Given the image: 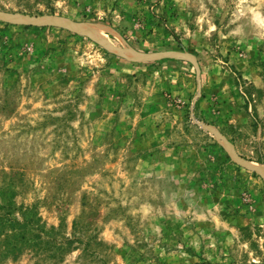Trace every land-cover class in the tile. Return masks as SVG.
<instances>
[{
  "label": "rangeland",
  "instance_id": "obj_1",
  "mask_svg": "<svg viewBox=\"0 0 264 264\" xmlns=\"http://www.w3.org/2000/svg\"><path fill=\"white\" fill-rule=\"evenodd\" d=\"M0 218V264H264V0H0Z\"/></svg>",
  "mask_w": 264,
  "mask_h": 264
},
{
  "label": "bare ground",
  "instance_id": "obj_2",
  "mask_svg": "<svg viewBox=\"0 0 264 264\" xmlns=\"http://www.w3.org/2000/svg\"><path fill=\"white\" fill-rule=\"evenodd\" d=\"M93 30V29H92ZM82 33H85V34H90L91 32L89 31V30H87V29H85V30H80ZM96 32V31H95ZM98 32V31H97ZM96 32V33H97Z\"/></svg>",
  "mask_w": 264,
  "mask_h": 264
},
{
  "label": "trees",
  "instance_id": "obj_3",
  "mask_svg": "<svg viewBox=\"0 0 264 264\" xmlns=\"http://www.w3.org/2000/svg\"><path fill=\"white\" fill-rule=\"evenodd\" d=\"M0 220H1V218H0Z\"/></svg>",
  "mask_w": 264,
  "mask_h": 264
}]
</instances>
